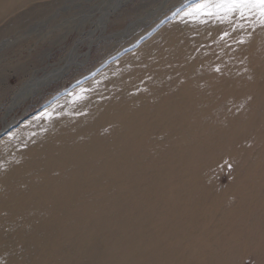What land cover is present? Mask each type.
<instances>
[{
    "label": "rangeland",
    "instance_id": "1",
    "mask_svg": "<svg viewBox=\"0 0 264 264\" xmlns=\"http://www.w3.org/2000/svg\"><path fill=\"white\" fill-rule=\"evenodd\" d=\"M118 1L112 9L116 0H0V169L18 173L23 166L22 155L14 151L19 136L40 129L43 119L59 110L68 119L82 117L84 111L80 114L78 103L91 86L122 76L127 58L165 46L179 50L181 57L176 55L181 59L174 55L168 63L162 60L157 70L165 73L156 71L148 79L153 85H162L164 93L174 90L168 100L179 96L182 102L181 107L166 104L169 114L161 122L154 120L150 106L141 110L150 120L148 125L166 122L161 125L165 132L152 134L146 142L143 163L149 167L146 183L153 187L152 198L144 203L139 195L137 207L130 208L124 194L139 190L142 183H125L113 209L100 205L94 208L91 222L87 218L78 222L77 231L59 237L53 234L50 239L36 237L40 246L30 247L20 243L27 236L21 213L9 212L16 204L1 189L0 264H264V18L255 13H246L244 18L238 13L184 16L203 0ZM106 10L108 17L101 23ZM71 48H75L76 59L60 79L39 95L13 104L24 82L33 76L55 74L56 64ZM126 72V76L131 73ZM228 84L235 92L228 98L214 97L212 102L201 100L193 106L183 99V94L199 93L200 88L220 92L218 88ZM142 87L134 92L147 98ZM164 98L157 102L164 103ZM63 105H69L68 114L62 113ZM106 126L112 129L114 123ZM75 130L76 137L67 144L85 137L84 129ZM171 131H176L175 136ZM143 138L139 136V142ZM52 141L55 144L56 139ZM7 154L10 158L3 160ZM112 159L108 157L110 162ZM117 166L123 172L127 164ZM51 167L54 176L65 169ZM28 175L24 185L18 183L21 189L14 197H21L22 188L35 184V174ZM123 180L132 181V177L126 175ZM96 189L98 198H104L105 186ZM195 191L203 194V206L192 207L189 196ZM145 214L150 218L142 219ZM165 223L177 234L169 237L175 247L153 239L154 234L144 243L145 233H157ZM157 242L161 251L157 246L148 247ZM95 243L103 246L101 255L92 252Z\"/></svg>",
    "mask_w": 264,
    "mask_h": 264
},
{
    "label": "bare ground",
    "instance_id": "2",
    "mask_svg": "<svg viewBox=\"0 0 264 264\" xmlns=\"http://www.w3.org/2000/svg\"><path fill=\"white\" fill-rule=\"evenodd\" d=\"M118 2L119 1L116 0V3L113 4L112 9L116 7ZM108 14H109V10H106L103 13V16L101 18L102 19L101 23L107 19ZM149 50L150 49L147 50L148 53L141 51L139 53V56L137 54V57L127 58L126 59L127 61L125 60L126 69L124 68L123 71L121 72V74L123 75L121 76L120 73L118 72L120 75L119 77H121L120 78L121 80L118 79L119 78L117 75L118 73L115 74L113 72L115 76L117 75L116 79L112 76L113 78L111 79L110 78H108L107 80L105 79L102 82H97V84L95 83V85L91 86L90 89L82 97V100H80V103H78L79 107L82 108V110L80 108L81 112L78 109L80 114L84 111L83 112L84 115L83 116L81 115L82 117L77 119H72V118L68 119L66 118L65 114H61L60 110L55 113L52 111L53 113H51L50 115L48 114L49 116H47L45 120L43 119V122L40 123V129L34 128L32 131L26 132L23 138L19 136L21 139L17 137L19 138L18 141L19 143L15 148L16 150L14 151L18 152L19 155H22V160L24 161V163L23 166H19L20 169L18 173L9 172L7 169H0V194H1V189L5 190L6 192L3 193V195L6 194L10 202L16 204L15 206L13 205L10 206V211H9L10 213L11 211H15V210H18V214L21 213L23 219V226L26 228L24 232L27 234V236H25L24 239L20 241V243L25 244L26 246L28 245L30 247L40 246V244L36 240V237L46 236L44 237L45 239L47 237L48 239H50V236L53 234L59 237V235L65 236V234H71L72 232L77 231V226L79 221L81 222V220L84 218L89 219V222L93 220L92 217L94 215L93 214L94 208H100V205H103V206H107L109 209H113L114 205H116V203L119 202L120 199V198L118 199V197L120 196L119 191H121V187L124 186L123 184L125 183H127L125 185H128L130 184L129 182H133V181L134 182L141 181L142 183L139 187L140 188L139 190L133 189V191H129L128 193L125 192L126 194H124L125 195L124 198L126 199L127 204L130 206V208L136 206L135 200L137 201V197L139 198V195H142L145 201L144 203H149V200L152 198L154 191L152 189L153 188L152 186L147 185L148 183L147 181L150 179L147 177V173L145 170L149 167H147L148 165H145L143 163V159L145 160V154L147 151L146 147L149 146L146 142L148 138L151 137L152 134L154 135H157L158 133L161 134L162 130H163L162 133H164L165 129L161 127V125L164 122H162L161 125L160 123H156L153 126L148 125L149 124L148 122L150 120L147 118V116H145L146 114L145 115L141 114V110L145 109L146 111V109L147 108L149 109L150 106L152 110L149 111H152L150 113L152 114L154 120H158L159 122H161L165 120L167 114H169L164 109L166 108L165 107L166 104L167 107L168 106L171 107V105L173 107L174 105H178L179 107H181L180 105L181 100H179L178 98L179 96L176 98L177 101H174L176 99L170 101L167 98L168 95H171L170 91L172 92L174 91L172 88H170L169 91H167V89L169 88L167 86L168 88L165 90L167 91V93H164L163 89L161 88L162 85L161 87H158L157 85H153L152 82H149L150 79H148L149 74L155 75L156 71L160 72L157 70V68L159 64L162 63V60L166 61L171 56L172 58H175L174 55L175 56L179 55L181 57L179 50L177 51L176 49L170 47L166 48L165 46H162L160 49L156 50L153 53H149ZM75 59H76L75 48H71L68 54L65 56V58L62 59L58 64H56L55 74L49 73L41 77L33 76L28 81L24 82L20 90L18 91L17 95L15 96L13 104H20L23 101H25L28 97H31L35 94L39 95L41 92H43V89L46 86L50 85L53 81L60 79L66 73L67 69L75 61ZM186 70H189V68ZM126 71H131V73L126 76L127 73ZM161 72L159 74H161ZM164 73L162 72V75ZM152 78L154 79V77ZM163 78H164L163 80H165L164 82L166 83V81L168 80H166V77ZM137 87L146 88V90L143 91L144 93L148 94L147 98H143L142 96L143 94L141 93L142 91L140 92L142 95H138V92H136L137 90L134 92L135 88ZM142 88L140 90H142ZM218 89L220 92L217 91L218 92L217 93V92H212L215 89L210 91L211 89L202 90V88H200V90L198 91L199 93L183 94L184 95L183 99L185 98L184 99L185 102H189V103L193 102L190 104L193 106L196 104V102L199 103L201 100L212 102L214 100V97H219L220 99H224V98H228L229 97L228 95L235 93V92H231V89L233 88L229 84L223 86L222 89L221 87ZM165 96L167 98V101H165L164 98ZM192 96L194 98H192ZM160 98H164L163 99L164 103L162 101H160L161 104L157 102L159 101ZM93 101L94 102L96 101L97 103H94ZM153 103H156L157 106ZM73 104L75 105V110H76L78 106H76L75 103ZM132 105L134 106L132 107ZM63 106L64 107L62 109L63 110L62 113L66 112L68 114L69 105H63ZM70 107L72 106L70 105ZM185 109H187V107H185ZM56 113L59 114L58 117H56ZM179 113L180 112H178V114ZM184 118L186 119L185 115ZM107 122H110V124L113 122L114 127L112 129L107 128L106 126ZM153 122L155 123V121ZM78 127L81 130L84 129L85 137H83L82 139L75 138V141L72 144H67L68 139H70L71 137H76L75 135H73L72 132L76 131L75 129H77ZM78 131L80 130H77V132ZM171 133H172L171 136H175L176 131H171ZM143 135L145 136L146 139L143 138ZM139 136L140 138L141 136L143 138L141 142H139ZM131 137L132 139H130ZM52 139H56L55 144L53 143ZM124 139H128L129 142L126 144L121 143ZM15 143L17 144V142ZM168 146L171 145H167V147ZM56 148H60V150L55 151ZM111 156H113L112 159L113 162H110L108 160V157ZM9 158L10 156L8 154L2 157L3 160L5 159L8 160ZM99 162H103L105 165L99 164ZM121 163L127 164L126 169L123 170V172L118 171L119 167L117 165ZM52 164L54 165V167L59 168L61 171L62 168L65 169L64 171L60 172L58 176H54L51 167ZM31 172L35 174V178H34L35 184L34 185L32 184V187L30 189L22 188L23 193L21 194V197H14V195H17V193L19 192L18 190L21 189L19 188V185L20 184L24 185V182L27 181L26 178L29 176L28 174H30ZM126 175L127 176L129 175L130 178L132 177V181L131 180L124 181L123 178L126 177ZM107 178H109L110 180H108ZM19 180L21 182H19ZM15 183H17V186L15 185ZM18 183L20 184L18 185ZM100 184L105 186L106 188V194L104 198H98L100 197L98 196L99 190H97L96 187L99 186ZM107 188L109 189V192H107ZM198 192L200 191L192 192L193 193L192 196H189L192 197V201H191L192 207L193 206L200 207L203 206V204H205L204 202L206 200L203 198V194ZM2 200H4L3 196L2 199L0 198V210H1ZM33 203L35 204L34 206H32ZM71 212L72 213L77 212L78 214L74 215L71 214ZM146 217L150 218V214L149 215L145 214V216L141 218L145 219ZM72 218L74 220H72ZM171 225H175V224L173 223ZM136 226L137 225H135V227ZM168 226L170 225L165 223L159 230H157V233L154 231L153 232L149 231L145 233L143 237L145 240L144 243L148 244L149 237L152 236V234H154L153 239L154 238L160 239V241L164 243H166L167 241L171 244L172 247H175L176 242L173 243V240H170L169 237L170 235L173 237L176 236L177 234H175L174 231L171 232L169 228H166ZM132 227H134V225ZM88 228L87 231L89 230ZM162 229H164V231L162 232L163 236H160L159 233L161 232ZM83 233H85L86 235V231L84 232L83 230ZM91 234L92 233H90V235ZM156 234L158 235L155 236ZM115 237H118L117 234H115ZM39 239L40 238H38V240ZM95 246L96 247L92 252L96 253L97 255L98 254L101 255L100 252L101 251L103 252L102 250L103 246L97 245V243H95ZM156 246L157 249L161 251L160 249L161 246L159 245L158 242L157 245L155 246L149 245L148 247L153 250L155 249ZM161 258H163L162 255ZM29 264H35V263L33 262Z\"/></svg>",
    "mask_w": 264,
    "mask_h": 264
},
{
    "label": "snow or ice",
    "instance_id": "3",
    "mask_svg": "<svg viewBox=\"0 0 264 264\" xmlns=\"http://www.w3.org/2000/svg\"><path fill=\"white\" fill-rule=\"evenodd\" d=\"M223 13L225 16H229L234 13H238L241 18L245 17L246 13H255L264 18V0H203V2L197 4L194 8H190L184 12V16L195 15H219ZM264 24V19L261 20ZM224 35H228L225 33ZM243 41H240L242 43ZM216 71H220L219 68Z\"/></svg>",
    "mask_w": 264,
    "mask_h": 264
},
{
    "label": "water",
    "instance_id": "4",
    "mask_svg": "<svg viewBox=\"0 0 264 264\" xmlns=\"http://www.w3.org/2000/svg\"><path fill=\"white\" fill-rule=\"evenodd\" d=\"M0 136H1V133H0Z\"/></svg>",
    "mask_w": 264,
    "mask_h": 264
}]
</instances>
